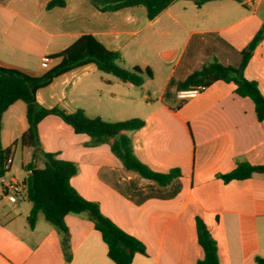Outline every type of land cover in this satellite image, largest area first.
<instances>
[{
    "label": "crops",
    "instance_id": "obj_1",
    "mask_svg": "<svg viewBox=\"0 0 264 264\" xmlns=\"http://www.w3.org/2000/svg\"><path fill=\"white\" fill-rule=\"evenodd\" d=\"M0 0V66L42 76L57 66V54L84 34H92L119 52L121 65L150 67L153 77L141 86L88 63L55 78L36 93L46 108L82 109L106 121L143 119L126 132L138 159L151 170H179L172 183L159 186L126 171L108 144L94 146L60 117L49 115L38 126L40 146L77 163L72 186L117 226L146 247L131 264H197L204 257L197 216L217 244L220 264H257L264 260V173L225 182L220 176L238 163L264 164V120L255 105L236 93L234 82L216 81L196 98L181 101L166 94L204 64L218 60L238 66L241 51L264 29V0H212L198 5L177 0L154 19L145 7L102 12L90 0ZM49 57V65L41 62ZM245 76L264 95V38L255 48ZM181 103V104H180ZM28 129L27 106L17 100L2 117V146L11 148ZM30 150L12 147L3 175L20 181L11 202L0 184V264H116L102 234L85 214H67L70 253L66 258L57 229L43 215L35 226L25 194L28 172L16 156ZM44 165L40 152L34 159ZM1 177V176H0Z\"/></svg>",
    "mask_w": 264,
    "mask_h": 264
},
{
    "label": "trees",
    "instance_id": "obj_2",
    "mask_svg": "<svg viewBox=\"0 0 264 264\" xmlns=\"http://www.w3.org/2000/svg\"><path fill=\"white\" fill-rule=\"evenodd\" d=\"M90 1L102 12H115L128 7H145L147 17L154 19L177 0ZM194 1L201 5L212 0ZM57 5H64V0H52L47 8ZM263 38L264 29L260 30L241 51V61L238 66L225 65L218 60L208 62L186 79L170 82L166 94L173 90V94L176 96L179 90L191 86L202 85L207 88L220 80L234 82L236 93L252 100L257 118L263 121L264 95L257 82L249 80L245 76V69L252 54ZM55 57H61V62L42 76H33L19 69L0 66V176L8 171L6 163L8 158L12 157V147L19 145L22 150H30L31 160H27L26 152L22 157V167L28 172V176L23 181L25 194L32 204L30 226H35L38 216L43 215L57 229L64 253L69 259V232L64 218L67 214H85L102 234L108 246V256L116 264H131L137 253L146 252L144 243L105 216L98 203L89 201L78 193L71 184V178L79 170L77 163L63 160L56 153L45 152L41 149L38 132L40 122L49 115L60 117L73 128L75 133L88 135L92 145L108 144L126 171L134 172L159 186L170 185L173 179L179 175V170L170 173L155 172L138 159L134 153L132 140L126 132L142 128L145 124L143 119L132 118L112 122L101 117H89L82 109L67 112L60 107L46 108L38 103L36 93L39 89L48 86L55 78L88 63H94L99 70L135 86L143 85L145 77L152 78V69L140 66L132 69L124 68L121 65L123 61L121 54L109 50L92 34H84ZM17 100L24 101L27 106L28 129L14 142L11 148L4 149L2 146V117L8 107ZM37 152H40L44 159L42 167L35 165L34 159L37 157ZM256 173H264V164L242 162L238 163L234 170L220 177L225 182H229L234 179H245ZM196 223L198 241L204 250V257L198 260L197 264H220L215 239L201 217L197 216ZM257 264H264V260L257 258Z\"/></svg>",
    "mask_w": 264,
    "mask_h": 264
},
{
    "label": "built area",
    "instance_id": "obj_3",
    "mask_svg": "<svg viewBox=\"0 0 264 264\" xmlns=\"http://www.w3.org/2000/svg\"><path fill=\"white\" fill-rule=\"evenodd\" d=\"M50 58L44 57L41 65L43 68H47L49 65ZM206 89L204 86H191L186 89H181L177 92L176 96L179 100L186 101L192 98H196L201 92H203ZM12 162V157L8 158L6 163V168H8V165ZM0 184L2 188L3 194L11 201L16 202L17 201V194L20 190V181L15 177H6L1 176L0 177Z\"/></svg>",
    "mask_w": 264,
    "mask_h": 264
},
{
    "label": "rangeland",
    "instance_id": "obj_4",
    "mask_svg": "<svg viewBox=\"0 0 264 264\" xmlns=\"http://www.w3.org/2000/svg\"><path fill=\"white\" fill-rule=\"evenodd\" d=\"M21 165H22V157H21V155L18 153L17 156H16V166L20 169V171L22 170V169H21Z\"/></svg>",
    "mask_w": 264,
    "mask_h": 264
}]
</instances>
